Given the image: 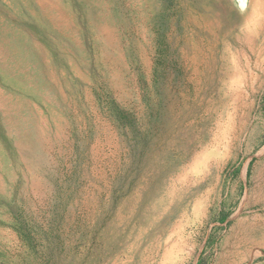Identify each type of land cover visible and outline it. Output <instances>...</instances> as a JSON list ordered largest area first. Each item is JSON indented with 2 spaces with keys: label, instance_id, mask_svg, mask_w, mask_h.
I'll use <instances>...</instances> for the list:
<instances>
[{
  "label": "rangeland",
  "instance_id": "rangeland-1",
  "mask_svg": "<svg viewBox=\"0 0 264 264\" xmlns=\"http://www.w3.org/2000/svg\"><path fill=\"white\" fill-rule=\"evenodd\" d=\"M53 1L0 0V264H264V0Z\"/></svg>",
  "mask_w": 264,
  "mask_h": 264
},
{
  "label": "bare ground",
  "instance_id": "bare-ground-1",
  "mask_svg": "<svg viewBox=\"0 0 264 264\" xmlns=\"http://www.w3.org/2000/svg\"><path fill=\"white\" fill-rule=\"evenodd\" d=\"M23 2L24 6V13L25 16L28 14L29 16L33 17L34 20L36 21H41V17H44L49 20L51 24L53 22L55 23L56 20L59 22L63 19L65 14H62L58 8L54 7V1L53 0H20ZM85 1V0H84ZM87 1V0H86ZM85 1V3H87ZM94 1V0H93ZM91 2V1H90ZM81 3V2H80ZM245 4V2H244ZM261 2H259L258 6H261ZM19 5V4H18ZM11 7V6H10ZM58 7V6H57ZM8 9V8H7ZM12 9V8H11ZM62 9H64L62 7ZM258 9V8H257ZM65 10V9H64ZM63 10V11H64ZM69 10V9H68ZM73 10V9H72ZM66 12V11H65ZM69 12V11H68ZM12 13V12H11ZM92 13V12H91ZM9 14V13H8ZM14 14V13H13ZM18 14V13H17ZM71 14V13H69ZM15 15V14H14ZM19 15V14H18ZM21 15V14H20ZM75 14H73L74 16ZM99 15V14H98ZM68 16V15H67ZM9 17V16H8ZM13 17V16H10ZM72 17V16H71ZM95 17V16H94ZM24 18V17H23ZM69 18V17H68ZM97 18V17H96ZM1 19V18H0ZM4 19V18H3ZM13 19V18H12ZM17 19V18H15ZM103 19V17H102ZM43 20V19H42ZM45 20V19H44ZM245 20V19H244ZM8 21V20H7ZM9 22V21H8ZM15 22V21H14ZM35 22V21H34ZM103 22V20H102ZM259 22V15L258 11L256 10L254 13L253 18L248 22V26L246 27L247 31L251 30V25L255 27ZM86 23V22H85ZM90 23V22H89ZM95 23V22H93ZM9 24V23H8ZM24 24V23H23ZM22 24V25H23ZM26 24V23H25ZM30 24V23H29ZM27 27H30L29 25ZM37 24V23H36ZM40 24V23H39ZM92 24V23H91ZM21 25V24H20ZM56 25V24H55ZM58 25V24H57ZM15 26V25H14ZM89 26V25H88ZM91 26V25H90ZM94 26V24H93ZM103 26V25H102ZM52 27V26H51ZM50 27V28H51ZM55 27V26H54ZM52 27V28H54ZM66 27V26H65ZM74 27V26H73ZM46 28V27H45ZM64 28V27H63ZM62 28V29H63ZM19 29V28H18ZM58 29V28H57ZM46 30V29H45ZM59 30V29H58ZM65 30V29H64ZM95 30V29H94ZM61 31V30H59ZM100 31V30H99ZM56 32V31H55ZM58 32V31H57ZM102 32V31H101ZM14 33L13 29L11 26H6L4 21H0V54L2 56H6L7 59H5V64L10 63L9 66L5 65L4 67H0V71L4 74H10L14 75L12 72L14 67V63L18 62V67L20 68L21 72H19V77L14 78L16 79H21L25 86L24 89L27 90V93H30L28 87H32L34 90V94L38 93V95L41 97L42 95L50 92V88L48 84H45L43 81L44 77L42 75V72L40 70V66L38 67V60L36 59L35 61H32L34 59L33 53L31 52L29 46L22 41H17V35L15 34L14 39H8L7 37ZM95 33V32H93ZM98 33V32H97ZM23 34V33H22ZM21 34V37H22ZM66 34V33H64ZM250 34V33H249ZM13 35V34H12ZM61 35V34H60ZM20 36V35H19ZM18 36V37H19ZM27 36V35H26ZM62 36V35H61ZM69 37V36H68ZM95 37V36H94ZM66 38V37H64ZM98 38V37H96ZM107 38V37H106ZM33 39V37L31 38ZM101 40V39H100ZM103 40V39H102ZM104 41H106L104 39ZM102 42V41H101ZM38 43V42H37ZM109 43V42H108ZM31 44V43H30ZM32 45V44H31ZM98 45V44H97ZM35 48V47H34ZM99 48V46H98ZM45 49V48H43ZM48 51V50H47ZM47 55V53H46ZM37 57V56H36ZM39 58V57H38ZM46 60V59H45ZM50 66V65H49ZM39 68V69H38ZM42 69V68H41ZM45 69V68H44ZM50 69V68H49ZM47 71V70H45ZM46 73V72H45ZM6 99V98H5ZM5 106V105H4ZM15 107L12 104L10 105V108Z\"/></svg>",
  "mask_w": 264,
  "mask_h": 264
}]
</instances>
